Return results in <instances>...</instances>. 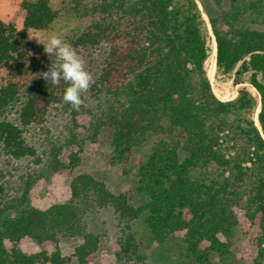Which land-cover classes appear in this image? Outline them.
<instances>
[{
    "label": "trees",
    "instance_id": "16d2710c",
    "mask_svg": "<svg viewBox=\"0 0 264 264\" xmlns=\"http://www.w3.org/2000/svg\"><path fill=\"white\" fill-rule=\"evenodd\" d=\"M53 1L22 0L9 20H0V145L16 158L35 155L23 128L43 125L54 105L71 107L63 101L65 83L52 85L40 75L51 58L43 44L29 38L31 29H49L57 19ZM200 1L217 43V70L234 72L236 85L250 83L259 99L245 86L230 100L215 94L205 67L210 34L196 0H75L92 21L75 44H109L94 85L109 103L94 118L90 138L97 141L103 126L111 129L114 164L128 163L154 138L150 153L138 164L134 191L141 203L135 205L126 193L81 173L71 181L70 201L41 209L29 204L28 182L16 199L22 210L3 221L13 245L7 248L0 240V264H69L73 257L87 264L102 237L84 219L92 205L111 207L117 215L121 258L144 259L132 225L144 216L160 244L184 231L186 264H216L232 255L234 208L240 207L259 228L251 240L257 255L242 264H264V30L259 28L264 26V0ZM259 104L261 128L254 118ZM17 105L20 124L6 118ZM71 112L77 127L80 109ZM71 136L67 145L78 143L74 129ZM61 150L52 148V171L80 164L78 151L65 164ZM4 193L0 184V221ZM62 234L82 237L72 256L62 253ZM25 237L40 250L21 251L17 245Z\"/></svg>",
    "mask_w": 264,
    "mask_h": 264
},
{
    "label": "rangeland",
    "instance_id": "374dc122",
    "mask_svg": "<svg viewBox=\"0 0 264 264\" xmlns=\"http://www.w3.org/2000/svg\"><path fill=\"white\" fill-rule=\"evenodd\" d=\"M21 1L0 0V20H9ZM196 1L207 23L210 34L208 45L212 50L215 37L209 18L201 1ZM209 1L212 4L215 3V0ZM85 2L88 3L89 0H85ZM52 5L59 11L57 19L49 29H31L29 36L35 37L30 39L37 43H39L38 38L46 42L50 33L61 34L85 60V66L92 74L94 83L82 94L84 104L80 107V112L77 115V127L73 125L72 121L71 111L73 108L64 103L54 105L50 109L47 120L43 125L32 124L25 128L21 126L24 130L23 136L26 142L35 149V155L16 158L4 146L0 145V184L5 190L2 206L6 208L2 215V221H0V240L7 248H11L13 244L7 237L3 221L18 215L22 210L16 199L22 195L28 182L32 184L29 193V204L41 209H46L55 203L70 201L71 181L81 173H88L105 181L112 191L126 193L132 203L138 205L141 203V198L134 191L138 164L146 159L154 143L153 138L145 148L137 150L128 163L114 164L111 129L103 126L97 141L90 138L92 134L91 124L94 118L97 119L102 115L109 103L103 90L96 93L94 89V85L98 84L100 72L108 54L109 44L105 41L97 45L75 44L77 37L88 30L92 22L91 18L83 15L78 10L75 0H54ZM19 24L22 26L21 21H19ZM259 28L264 30V26H259ZM205 67L207 70L206 63ZM234 77V72L223 74L217 70V67L214 75L209 76L212 88L218 98L221 100L233 99L237 96L238 89L245 86L259 99L258 92L250 83L244 82L236 85ZM247 77L248 74L245 75V80H247ZM19 109L20 106L18 105L10 109L6 114V118L20 124ZM73 129L77 134L78 143L67 145V142L72 139L71 131ZM54 146H62L59 159L65 164L69 163V154L78 151L81 158L80 164L75 168L52 171L50 165ZM234 210L237 216V226L231 242L232 255L218 260L216 264H242V261H252L257 255V247L251 240L258 235V226L250 222L242 208L235 207ZM84 219L91 231L102 234L100 249L97 255L87 264H142V262L146 264H186L182 256L184 231L176 233L163 244H160L153 240L144 222V216L141 217L134 221L132 225L133 231L140 242V253L144 259L142 262L140 260L129 262L119 255L121 249L118 237L121 234V226L113 208H99L92 205L89 211L85 213ZM81 242L82 237L79 235L62 234L59 236V246L64 255L72 256L74 248ZM17 247L28 254L40 250L38 244L29 237L23 238ZM47 248L50 252L53 251L52 244H47ZM69 264L79 263L73 257Z\"/></svg>",
    "mask_w": 264,
    "mask_h": 264
},
{
    "label": "clouds",
    "instance_id": "9594fccd",
    "mask_svg": "<svg viewBox=\"0 0 264 264\" xmlns=\"http://www.w3.org/2000/svg\"><path fill=\"white\" fill-rule=\"evenodd\" d=\"M32 37L35 36H29V38ZM38 42L43 44L45 54L51 58L48 70L40 75L52 85H59L63 81L66 85L63 101L71 105L73 109L79 110L84 104L82 94L94 83L92 74L85 66V60L59 33L52 32L46 42L39 38Z\"/></svg>",
    "mask_w": 264,
    "mask_h": 264
},
{
    "label": "bare ground",
    "instance_id": "6f19581e",
    "mask_svg": "<svg viewBox=\"0 0 264 264\" xmlns=\"http://www.w3.org/2000/svg\"><path fill=\"white\" fill-rule=\"evenodd\" d=\"M216 55H217V43H216V40H214L213 44H212V50L210 51L209 57L206 60L208 75L210 77H212L214 75L215 69L217 67ZM259 111H260V104L258 105L257 110H256L255 115H254L255 122L260 127V123H259V120L257 117Z\"/></svg>",
    "mask_w": 264,
    "mask_h": 264
},
{
    "label": "water",
    "instance_id": "95a60500",
    "mask_svg": "<svg viewBox=\"0 0 264 264\" xmlns=\"http://www.w3.org/2000/svg\"><path fill=\"white\" fill-rule=\"evenodd\" d=\"M260 106H261V104H260ZM261 128V127H260Z\"/></svg>",
    "mask_w": 264,
    "mask_h": 264
}]
</instances>
